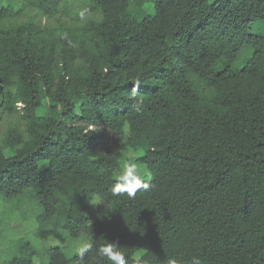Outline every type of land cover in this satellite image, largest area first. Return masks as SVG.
<instances>
[{"label":"trees","instance_id":"1","mask_svg":"<svg viewBox=\"0 0 264 264\" xmlns=\"http://www.w3.org/2000/svg\"><path fill=\"white\" fill-rule=\"evenodd\" d=\"M5 1L0 122L23 104L0 137L9 213L30 207L41 236L114 241L146 264H264V36L250 31L264 0H82L103 19L70 23L57 17L69 0ZM128 159L151 186L112 197ZM28 239L3 263L80 264L64 246L35 262Z\"/></svg>","mask_w":264,"mask_h":264},{"label":"clouds","instance_id":"2","mask_svg":"<svg viewBox=\"0 0 264 264\" xmlns=\"http://www.w3.org/2000/svg\"><path fill=\"white\" fill-rule=\"evenodd\" d=\"M80 19L83 22H87L89 19L97 18L99 20L103 19V16H98L97 13H92L87 9L79 13ZM133 82V92L132 95L135 96L137 88L141 85V81L136 78L131 80ZM15 93V89H12ZM23 104L20 100L15 102L16 111L5 117L4 129L6 130L9 126H15L20 122V117L23 116L21 111ZM139 111V109H137ZM127 125H125V130ZM89 129L94 131H99V128L90 125ZM27 139V136L25 137ZM152 177L150 174H142L138 170L137 164L132 160L128 159L123 162L122 167L115 174V182L111 184L109 192L112 197H122L127 196L128 198H134L138 191L148 190L151 186L150 182ZM91 205L98 206L103 205L104 211L99 213L100 216H107L109 212L105 209V202L100 196H96L91 202ZM74 252L79 258L80 264H85V254H91L99 261H107L110 264H146L145 257L146 252H138L134 257L128 256L127 253L121 250L117 242L104 240L103 243L96 244L94 238L91 236L81 237L80 240L76 241L74 244ZM38 264V262H37ZM163 264H202L198 256L191 257L188 261H185L182 257L175 255L165 257Z\"/></svg>","mask_w":264,"mask_h":264},{"label":"rangeland","instance_id":"3","mask_svg":"<svg viewBox=\"0 0 264 264\" xmlns=\"http://www.w3.org/2000/svg\"><path fill=\"white\" fill-rule=\"evenodd\" d=\"M0 5H5V0H0ZM72 4L71 11H61L57 17L59 18V21L70 23L73 22V20H80V15L78 14L80 12V4H84L82 0H69L67 1V4ZM147 4L143 5V7H146ZM19 7V6H18ZM84 8V7H83ZM17 9V8H16ZM251 32H255L256 34H261L264 36V25L261 21H256L253 23L252 28L250 30ZM250 49L244 48L239 53V56L237 60L233 62V66H239L241 64L242 58L246 55V53ZM4 122H0V137L4 131ZM8 154H10L7 151ZM138 170L141 171L142 174H147V172L144 170L142 165H137ZM7 204H9L7 206ZM0 201V235L2 233L4 239L0 242V264H6V261L3 263V260L5 259V255L8 252H12V249L10 248L9 242H15L19 238L28 237L29 241H31V244L34 246V248L37 251V258H34V261L37 262V259L40 260V256L42 255V261L44 262L45 256H44V250L48 246H64L68 253L73 252L74 250V244L76 241L80 240L81 237L71 239L68 238H62V236L57 235L56 233H48L46 236H41L37 233V223L34 219V215L32 212H28V209L23 215L21 211L14 210L10 211V207L12 208L14 205V199H10L8 203ZM94 209V206H91L90 211ZM89 211V212H90ZM40 255V256H39Z\"/></svg>","mask_w":264,"mask_h":264}]
</instances>
